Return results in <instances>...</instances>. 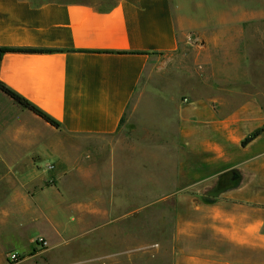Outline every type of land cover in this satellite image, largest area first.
<instances>
[{"label": "crops", "instance_id": "1", "mask_svg": "<svg viewBox=\"0 0 264 264\" xmlns=\"http://www.w3.org/2000/svg\"><path fill=\"white\" fill-rule=\"evenodd\" d=\"M258 18L257 10L242 9L234 26L208 32L206 22L186 13L183 0H117L106 6L0 0V47L52 50L4 54L0 83L60 124V129L52 128L0 92L1 218H14L10 206L19 188L32 200L53 190L59 200L56 186L66 172L52 171V164L46 172L39 163L50 154L59 165L66 161L60 135L116 132L142 78L159 58L178 52L194 36L199 42L193 47L197 60L216 85L203 92L201 109L194 108L204 131L202 194L194 180L185 187L192 192L185 205L192 214L172 221L169 264H260L264 31L252 22ZM256 131L259 134L242 145ZM52 134L58 137L52 140L53 148ZM213 163L220 166L218 171L210 170ZM51 179L55 182L49 185ZM181 207L178 203V210ZM130 253L129 247L123 258L129 259ZM111 258V264H119L118 251Z\"/></svg>", "mask_w": 264, "mask_h": 264}, {"label": "rangeland", "instance_id": "2", "mask_svg": "<svg viewBox=\"0 0 264 264\" xmlns=\"http://www.w3.org/2000/svg\"><path fill=\"white\" fill-rule=\"evenodd\" d=\"M61 1L106 6L117 0ZM183 1L186 13L206 22L208 32L234 26L242 9L257 10L259 18L252 22L264 31V0ZM194 45L199 42L189 37L178 52L156 61L116 132L60 135L66 161L59 165L50 154L39 163L46 172L50 164L52 171L66 172L56 186L60 199L56 201L53 190L32 200L16 189L10 206L14 218L0 216V264H111L117 251L119 264H169L172 221L192 214L185 207L192 192L185 187L194 180L202 194L204 131L194 108L201 109L203 92L216 85L198 62ZM56 138L51 135V147ZM219 168L213 163L210 170ZM178 203L184 205L181 210ZM113 219L124 222L107 223ZM129 247V259L123 258Z\"/></svg>", "mask_w": 264, "mask_h": 264}, {"label": "trees", "instance_id": "3", "mask_svg": "<svg viewBox=\"0 0 264 264\" xmlns=\"http://www.w3.org/2000/svg\"><path fill=\"white\" fill-rule=\"evenodd\" d=\"M52 50H45V49H33V48H12V47H0V59L6 53H50ZM0 92L6 96L10 101H12L18 107L27 110L40 118L42 121L47 123L54 129H60V124L50 115L42 111L40 108L36 107L34 104L26 100L25 98L21 97L19 94L5 86L4 84L0 83ZM259 134V131H256L248 138L244 139L242 145L247 144L253 138H255Z\"/></svg>", "mask_w": 264, "mask_h": 264}, {"label": "built area", "instance_id": "4", "mask_svg": "<svg viewBox=\"0 0 264 264\" xmlns=\"http://www.w3.org/2000/svg\"><path fill=\"white\" fill-rule=\"evenodd\" d=\"M49 168H51V166H49ZM15 256L13 255L12 258H14Z\"/></svg>", "mask_w": 264, "mask_h": 264}]
</instances>
